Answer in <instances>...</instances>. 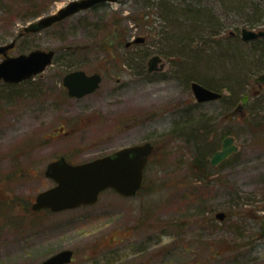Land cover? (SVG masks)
I'll return each instance as SVG.
<instances>
[{
  "label": "rangeland",
  "instance_id": "obj_1",
  "mask_svg": "<svg viewBox=\"0 0 264 264\" xmlns=\"http://www.w3.org/2000/svg\"><path fill=\"white\" fill-rule=\"evenodd\" d=\"M70 1L0 0V44ZM243 28L264 29V0H118L20 37L15 53L56 54L41 74L0 83V264L63 249L74 250L69 264H264V36L246 41ZM155 54L165 66L151 73ZM75 69L103 73L100 88L70 98L62 80ZM196 79L226 98L198 102ZM238 104L245 117L232 114ZM226 135L239 151L213 165ZM146 140L155 149L136 195L107 189L92 205L32 208L54 185L53 159Z\"/></svg>",
  "mask_w": 264,
  "mask_h": 264
},
{
  "label": "water",
  "instance_id": "obj_2",
  "mask_svg": "<svg viewBox=\"0 0 264 264\" xmlns=\"http://www.w3.org/2000/svg\"><path fill=\"white\" fill-rule=\"evenodd\" d=\"M118 0H72L57 12L38 18L24 26L25 32H38L62 21L82 10L90 9L98 4ZM264 36V30L242 29L244 40H253ZM144 41V37L127 42ZM15 40L0 45V53L7 54V50L15 45ZM55 50L36 48L27 53L16 56H6L0 61V80L18 83L43 72L52 63ZM165 66L164 58L160 54L153 55L148 60L149 71H160ZM103 76L99 72L88 73L84 69L68 72L63 77V84L70 96L83 97L96 91L102 83ZM264 86V73L256 77ZM191 89L198 102L218 100L223 92L212 89L196 80L191 82ZM245 114L243 104H238L232 114ZM231 117V116H230ZM229 117V118H230ZM151 142L126 146L91 160L72 163L64 156L48 163L45 174L55 182L53 186L39 192L32 203L34 210L43 208L58 212L73 209L82 205H91L99 200L100 193L113 188L119 194L130 197L138 193L143 186L145 168L149 156L153 152ZM239 151V145L233 135H227L222 140L221 148L216 150L210 161L218 165ZM226 213L219 211L216 217L224 219ZM74 257V250L63 249L49 256L39 264H69Z\"/></svg>",
  "mask_w": 264,
  "mask_h": 264
},
{
  "label": "flooded vegetation",
  "instance_id": "obj_3",
  "mask_svg": "<svg viewBox=\"0 0 264 264\" xmlns=\"http://www.w3.org/2000/svg\"><path fill=\"white\" fill-rule=\"evenodd\" d=\"M41 16H43V15H38L37 17H36V19L34 20V21H36L39 17H41ZM32 22V21H31ZM31 33H35V32H27V33H23V34H21V33H19L15 38H13V40H15L16 42H15V45L13 46V47H11L10 49H8L7 50V54H4V53H0V61H2V60H4L5 59V57L8 55V56H16V55H19V54H21V53H24V52H20V53H15V50L17 49V43H18V39L20 38V37H22L23 35H25V34H31ZM232 34H234V35H236V32H234V31H232L231 32ZM257 39H259V38H257ZM12 40V41H13ZM254 40H256V39H254ZM251 41H253V40H251ZM7 43H9V42H7ZM7 43H4V44H7ZM50 49H52V48H48V49H46V50H50ZM46 70V69H45ZM72 71V70H71ZM148 71H149V69H148ZM44 72V71H43ZM68 72H70V71H68ZM67 72V73H68ZM149 72H155V71H149ZM42 73V72H41ZM41 73H39V74H41ZM66 73V74H67ZM39 74H37V75H39ZM101 75L103 76V78H104V74L103 73H101ZM36 76V75H35ZM34 76V77H35ZM1 82H6V81H4V80H0V83ZM7 83H9V82H7ZM62 83H63V80H62ZM63 88L66 90V93H67V95L70 97V98H78V97H74V96H70L69 95V93H68V89L64 86V84H63ZM86 96V95H85ZM81 98V97H80ZM152 142L151 140H146V141H144V142ZM143 143V142H142ZM153 143V142H152ZM138 144V143H137ZM154 144V143H153ZM132 145H134V144H132ZM128 146H131V145H128ZM125 147V146H124ZM154 147H155V144H154ZM62 156H64L69 162H73V161H71L70 159H68V157L66 156V155H62ZM62 156H60V157H62ZM60 157H57V158H55V159H53L52 161H54V160H56V159H58V158H60ZM150 158H151V156L149 157V160H148V162L150 161ZM51 162V161H50ZM49 162V163H50ZM45 170H46V168H45Z\"/></svg>",
  "mask_w": 264,
  "mask_h": 264
},
{
  "label": "trees",
  "instance_id": "obj_4",
  "mask_svg": "<svg viewBox=\"0 0 264 264\" xmlns=\"http://www.w3.org/2000/svg\"><path fill=\"white\" fill-rule=\"evenodd\" d=\"M172 6V5H171ZM171 9L170 8H168V11H170ZM191 11H194V10H191ZM195 13H197V11H194ZM197 18L199 19L200 18V16H197ZM256 40H259V39H256ZM256 40H253L254 42L256 41ZM197 81L199 80V79H196ZM202 83V82H201ZM202 84H204V83H202ZM205 85V84H204ZM210 85V84H209ZM209 85H206V86H208V87H210ZM210 88H212V87H210ZM212 89H216V90H219V91H222L221 89H217V88H212ZM224 98H226V95H223V97L221 98V99H224ZM247 105V104H246ZM245 105V107H246V111H248V109H249V106L247 107ZM243 117H245V116H243ZM246 119V118H245ZM254 125L256 126V129L258 130V131H262L263 130V126H262V124L261 123H258V122H255L254 123ZM202 153H203V151H202ZM201 153V150H200V159L201 160H196V164H197V167L198 168H201L202 167V162L201 161H203V154ZM202 170H204V171H206V169H204V168H202Z\"/></svg>",
  "mask_w": 264,
  "mask_h": 264
}]
</instances>
